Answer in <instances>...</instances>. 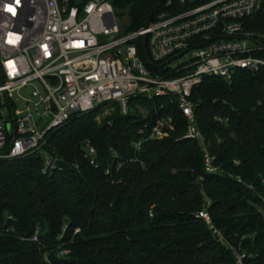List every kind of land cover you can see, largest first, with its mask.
I'll return each instance as SVG.
<instances>
[{
  "label": "trees",
  "instance_id": "obj_1",
  "mask_svg": "<svg viewBox=\"0 0 264 264\" xmlns=\"http://www.w3.org/2000/svg\"><path fill=\"white\" fill-rule=\"evenodd\" d=\"M114 6L128 11L129 32L164 9L162 0ZM246 29L264 33V14ZM137 47L147 62L145 40ZM191 99L213 174L198 142L181 139L186 119L170 97H137L134 112L101 123L98 110L72 118L44 147L71 170L43 176L38 156L0 162V264H264V72L237 71L230 84L205 77ZM161 116L173 134L135 150L139 130ZM205 207L221 237L198 217Z\"/></svg>",
  "mask_w": 264,
  "mask_h": 264
},
{
  "label": "built area",
  "instance_id": "obj_2",
  "mask_svg": "<svg viewBox=\"0 0 264 264\" xmlns=\"http://www.w3.org/2000/svg\"><path fill=\"white\" fill-rule=\"evenodd\" d=\"M115 1L0 0V162L38 156L48 176L60 168L44 150L47 138L72 118L109 105L127 115L137 97H170L186 119L181 139L198 142L205 172H217L192 92L205 77L230 84L237 71L264 72V33L246 29L264 14V0H162L155 21L124 37ZM174 128L161 116L139 130L133 147L169 138ZM84 146L96 167V149ZM198 217L221 237L206 207Z\"/></svg>",
  "mask_w": 264,
  "mask_h": 264
},
{
  "label": "rangeland",
  "instance_id": "obj_3",
  "mask_svg": "<svg viewBox=\"0 0 264 264\" xmlns=\"http://www.w3.org/2000/svg\"><path fill=\"white\" fill-rule=\"evenodd\" d=\"M115 16L117 25L120 31V36L124 37L129 34V26H130V17L127 10H120L115 8ZM136 101V100H135ZM134 100L130 101V112H134V106H136V102ZM118 106L116 105H109V106H102L98 109V114L95 116V121L101 123L104 119L108 118L115 110H117ZM114 109V110H113ZM136 109L138 110L139 115L145 119L148 116V111L139 107L137 105ZM204 137V136H203ZM205 139V138H204ZM207 144V143H206ZM217 168V167H216ZM218 170V168H217ZM207 202L210 203V200L207 199ZM77 233V232H76ZM239 263V262H238Z\"/></svg>",
  "mask_w": 264,
  "mask_h": 264
},
{
  "label": "water",
  "instance_id": "obj_4",
  "mask_svg": "<svg viewBox=\"0 0 264 264\" xmlns=\"http://www.w3.org/2000/svg\"><path fill=\"white\" fill-rule=\"evenodd\" d=\"M56 166L60 169L71 170L70 166L66 162L61 160H58L56 162Z\"/></svg>",
  "mask_w": 264,
  "mask_h": 264
},
{
  "label": "snow or ice",
  "instance_id": "obj_5",
  "mask_svg": "<svg viewBox=\"0 0 264 264\" xmlns=\"http://www.w3.org/2000/svg\"><path fill=\"white\" fill-rule=\"evenodd\" d=\"M8 11H9V12H14V9L11 8V7H9V8H8Z\"/></svg>",
  "mask_w": 264,
  "mask_h": 264
}]
</instances>
